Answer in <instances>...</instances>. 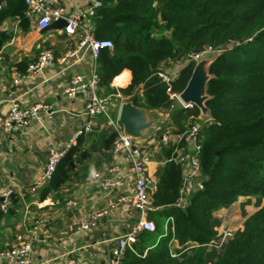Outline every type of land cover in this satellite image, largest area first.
<instances>
[{
  "label": "trees",
  "instance_id": "trees-1",
  "mask_svg": "<svg viewBox=\"0 0 264 264\" xmlns=\"http://www.w3.org/2000/svg\"><path fill=\"white\" fill-rule=\"evenodd\" d=\"M101 2L93 18L95 34L112 40L114 47L102 49L98 57L100 85L113 96L120 94V99L129 97L138 106L171 113L155 133L158 138L167 130L178 135L167 142L159 138L164 163L157 171L158 189L152 194L156 209L149 213L156 228L138 235L126 249L122 264H264V205L246 218L233 237L214 248L213 262L208 260L207 248L218 237L217 210L231 206L240 196L264 198V0ZM14 17L23 23L29 20L25 1L0 0V26ZM2 34L0 50L10 38ZM220 48L224 52L210 67L213 77L206 102L214 119L197 133L204 187L192 194L185 209L176 208L183 169L173 159L174 150L177 144H185L178 138L199 123L200 111L196 106L179 107L171 93L186 87L195 64L189 60L192 55ZM169 62L183 66L168 84L160 73ZM129 71L128 86L111 87L115 77L129 79ZM84 134L41 188L42 198L66 184L71 165L90 155L84 149ZM117 136L109 129L100 136V146L112 150ZM16 198L17 194L13 205ZM160 207L163 211H158ZM170 216L173 220L166 222ZM174 240L184 245L181 254L172 251Z\"/></svg>",
  "mask_w": 264,
  "mask_h": 264
},
{
  "label": "crops",
  "instance_id": "crops-1",
  "mask_svg": "<svg viewBox=\"0 0 264 264\" xmlns=\"http://www.w3.org/2000/svg\"><path fill=\"white\" fill-rule=\"evenodd\" d=\"M60 1L70 13L83 10L88 5L87 0ZM0 31L2 36H10L0 50L3 57L0 62V113L8 112L15 101L22 106L42 104L48 107L41 109L39 117L30 119L22 127L11 131L0 128V199L8 190L17 194V202L12 210L0 213V250L14 247L18 235H24L33 240L32 258L35 264H67L72 259L80 260L82 264H108L112 247L118 237L129 231L140 217V211L131 205L122 203L111 207L121 195L132 194L134 179L128 175L131 163L127 156H116L112 150L100 146L99 138L109 131L108 128L84 134V149H88L90 155L71 165L70 179L58 191L42 198L40 190L48 183L33 190L45 173L50 150L64 148L87 123L84 97L81 94L69 97L66 89L75 75L92 73L93 59L86 48L76 51V37L64 34L61 29L42 31L31 18L24 23L17 17L8 18L0 26ZM46 48L54 51V63L46 65L41 71L23 78L15 85L17 72L22 73L25 64L36 60L39 53ZM177 64L181 66L172 70L176 75L183 66V63ZM118 77L113 79L112 88L126 87L131 83L130 71L129 79ZM99 95L112 96L116 101L120 99V94L113 96L103 86ZM126 100H130L129 97H123L121 103L113 105L116 116L119 115L122 102ZM163 113L170 114L171 117V113ZM162 126L137 141L144 154L150 158L147 163L148 173L155 177L164 163L159 143V138L163 140V135L158 138L155 133ZM177 137L178 135L169 134L171 140ZM115 162L120 164L127 175L120 186L108 191L85 182L86 177ZM256 198L240 196L231 206L217 210L215 216L218 221H225L224 217L230 209L236 208L244 200ZM259 198L263 199L262 207L264 198ZM73 199L79 201L78 208L69 205L68 201ZM101 208H108L109 212L99 219L95 228L76 229L72 232L68 230V225L73 220L83 217L85 219ZM155 209L153 207L152 210ZM163 209L164 207H160L158 211ZM167 220L168 218L166 222ZM218 224V237L211 243H217L222 238ZM165 232H168L167 227ZM211 243L207 245L208 250L219 248ZM172 251L181 254L185 251L184 245L174 240ZM0 264L12 262L0 256Z\"/></svg>",
  "mask_w": 264,
  "mask_h": 264
},
{
  "label": "built area",
  "instance_id": "built-area-1",
  "mask_svg": "<svg viewBox=\"0 0 264 264\" xmlns=\"http://www.w3.org/2000/svg\"><path fill=\"white\" fill-rule=\"evenodd\" d=\"M27 5V15L30 17L38 29L47 28L54 21L65 19L67 25L61 30L64 34L78 39L76 51L86 48L94 62L93 71L90 75L78 74L72 79L71 85L66 89L69 97H75L81 94L85 99L84 113L87 116V123L73 136L71 141L64 148H52L49 153L45 173L38 181L35 188H40L44 183L52 179V175L57 166L66 156L68 150L74 145L82 133H91L97 130L110 129L117 132L118 136L114 141L112 150L116 156H127L131 166L128 171L134 179V190L132 194L121 195L111 207H117L122 203L131 205L140 211V217L129 231L120 235L112 247L108 264H122V258L128 247L138 240V235L143 230H155V222L149 218V213L153 209L152 194L158 189L157 178L148 173L147 163L149 156L144 154V150L134 140L124 133L123 126L118 116L114 113L113 97L100 96L99 90L100 77L97 73V60L100 52L104 48L112 49L114 44L109 39H99L95 34L94 16L97 9L102 5L101 0H87L88 5L75 13H70L60 0H24ZM205 53V52H204ZM203 54V53H202ZM201 54V55H202ZM200 55H192L189 60H196ZM56 57L52 49H43L35 61L30 63L26 73L17 72L14 78V84L18 85L20 81L38 71H41L46 65L54 63ZM3 60L0 54V62ZM162 79L168 84L177 76L166 70L160 73ZM171 97L178 100V93H171ZM183 107H185L183 105ZM192 107V106H187ZM46 105L32 104L22 106L19 102H14L6 113H0V128L5 131H11L16 127H22L34 117H39L41 109H47ZM202 124L199 123L185 131L178 140H184L185 144L176 145L174 160L179 163L183 169V182L180 189V195L173 206L185 209L191 200V196L197 190L204 187V177L201 171L200 153L202 146L198 142V131ZM163 140H169V132L163 134ZM136 146L134 149L133 146ZM127 177L121 169L119 163L115 162L107 166L104 170L98 171L85 178V182L95 184L104 190H113L120 186ZM16 194L12 190L3 193L0 199V210L7 213L13 205V199ZM69 205L78 208V200H69ZM108 208L97 209L79 220H73L68 225L69 231L76 229L90 230L95 228L99 219L108 214ZM173 220L170 216L167 222ZM167 227V225H166ZM230 233L224 232L220 241L213 242L217 247L229 238ZM33 240L24 235H18L17 244L12 248L0 250V256L11 260L12 264H35L33 258ZM67 264H82L80 260L72 259Z\"/></svg>",
  "mask_w": 264,
  "mask_h": 264
},
{
  "label": "water",
  "instance_id": "water-1",
  "mask_svg": "<svg viewBox=\"0 0 264 264\" xmlns=\"http://www.w3.org/2000/svg\"><path fill=\"white\" fill-rule=\"evenodd\" d=\"M163 5V3H160ZM67 25L65 19H60L51 23L48 29H62ZM224 52L222 48L211 50L200 55L194 64L191 77L186 87L178 93V99L185 107L196 106L200 114L199 121L202 125L211 122L214 117L206 102L210 98L208 93V82L213 77L210 72L211 64ZM170 114L157 110L149 109L144 106L136 105L132 100L122 102L119 110V121L123 126L124 133L134 140H140L149 135V133L161 127ZM135 149L136 146L134 145Z\"/></svg>",
  "mask_w": 264,
  "mask_h": 264
},
{
  "label": "rangeland",
  "instance_id": "rangeland-1",
  "mask_svg": "<svg viewBox=\"0 0 264 264\" xmlns=\"http://www.w3.org/2000/svg\"><path fill=\"white\" fill-rule=\"evenodd\" d=\"M166 33L168 34V32H166ZM208 51H211V50H208ZM208 51H206V52H208ZM180 66H181L180 64H175V63L169 62L165 66V69L168 72H172V70H174V69H176V67H180ZM124 85L126 86V84H124ZM120 100L121 99H119L118 101L113 100V105L116 103H121ZM177 105L179 107H183V105L178 100H177ZM262 202H263V199L259 198V197H257L256 199L244 200L236 208L230 209L228 214L224 217L226 222L224 220L218 221V219L216 218L217 224L219 222L218 227H219L220 235L223 236L224 232L228 231L230 233L229 238L233 237L241 229V225L243 224V221L250 214H252L255 210H257L262 205ZM209 252L210 253H209L208 260L213 262V259L217 258V252L215 253V251H213V249L209 250Z\"/></svg>",
  "mask_w": 264,
  "mask_h": 264
}]
</instances>
